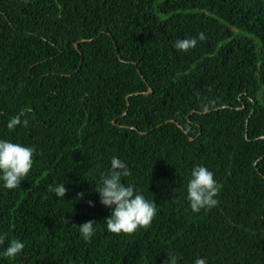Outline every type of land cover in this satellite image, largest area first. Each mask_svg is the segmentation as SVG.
<instances>
[{"label":"trees","instance_id":"obj_1","mask_svg":"<svg viewBox=\"0 0 264 264\" xmlns=\"http://www.w3.org/2000/svg\"><path fill=\"white\" fill-rule=\"evenodd\" d=\"M0 140L35 148L18 188L0 179V264H264V0H0ZM113 157L157 207L131 235L95 191ZM195 166L219 186L197 213Z\"/></svg>","mask_w":264,"mask_h":264},{"label":"clouds","instance_id":"obj_2","mask_svg":"<svg viewBox=\"0 0 264 264\" xmlns=\"http://www.w3.org/2000/svg\"><path fill=\"white\" fill-rule=\"evenodd\" d=\"M206 37L200 33L198 37L177 40L174 47L180 51L193 49L197 41H203ZM29 110H22L18 115L11 118L7 124L8 129L14 130L16 126L23 124L27 127L28 120L21 119ZM34 147H25L19 143L7 140H0V179L6 189L12 190L20 186L21 181L28 175L33 166ZM126 164L119 158L113 157L111 168L107 173H101L100 181L102 186L95 191L99 194L100 203L112 209L106 221L107 230L113 234H134L140 228L151 226L157 214V207L153 201H148L142 194L136 193L132 185L122 184V177L130 176ZM49 192L57 197L64 198L67 189L64 184L49 186ZM219 193L213 173L204 166H195L191 172V178L187 184V199L193 213L201 209H211L218 203L215 197ZM83 194H78V198ZM92 206V202L89 201ZM95 221H88L79 226L82 237L88 241L94 235ZM5 236L0 235V243H3ZM25 245L23 242L13 239L5 251L9 258H15L22 252ZM178 257L174 253L167 256L164 264H178ZM194 264H206L203 258H197Z\"/></svg>","mask_w":264,"mask_h":264},{"label":"water","instance_id":"obj_3","mask_svg":"<svg viewBox=\"0 0 264 264\" xmlns=\"http://www.w3.org/2000/svg\"><path fill=\"white\" fill-rule=\"evenodd\" d=\"M150 92V90L148 91V93ZM191 140V139H190Z\"/></svg>","mask_w":264,"mask_h":264}]
</instances>
